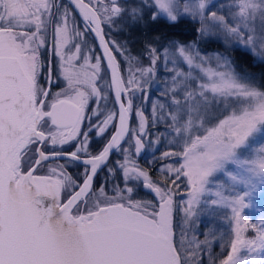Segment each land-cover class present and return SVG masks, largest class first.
Segmentation results:
<instances>
[{
	"label": "snow or ice",
	"instance_id": "6c2138e0",
	"mask_svg": "<svg viewBox=\"0 0 264 264\" xmlns=\"http://www.w3.org/2000/svg\"><path fill=\"white\" fill-rule=\"evenodd\" d=\"M214 8L210 0H0V264H264V214L257 222L246 214L264 200V143L254 147L264 141V86L219 53L177 41L147 43L143 66L111 35L130 31L147 9L152 21L198 18L201 37L222 35L264 59V0H232L227 15ZM161 60L170 100L154 101L149 117L137 100L147 102ZM150 121L171 137L160 159L178 161L161 164L155 179L136 159L166 138H150ZM111 129L90 151L92 134ZM114 153L121 158L110 166ZM70 166H82L79 178ZM141 188L154 198L134 199ZM216 209L227 210L229 232L209 228L199 239L198 211Z\"/></svg>",
	"mask_w": 264,
	"mask_h": 264
},
{
	"label": "rangeland",
	"instance_id": "374dc122",
	"mask_svg": "<svg viewBox=\"0 0 264 264\" xmlns=\"http://www.w3.org/2000/svg\"><path fill=\"white\" fill-rule=\"evenodd\" d=\"M210 3H214L216 5V8H214L212 10H216V11H219L221 14L227 15L228 6L232 3V0H210ZM221 6H223V7H221ZM183 20L195 22L197 24V27L198 28L200 27V23L198 21V18L196 20H193L191 17H185V18H183ZM149 21H151V19L149 17L148 10L146 9L144 20L141 21L138 25L132 27L130 31H129V29L125 28L124 32H122V33L112 32L111 35L114 39H116L122 43L124 41H127L128 42L127 46L129 47V45L134 42V39H135L136 35L138 34V32L140 31V29L144 28L146 26V23ZM164 21H166V20H164ZM105 30H106V33L108 35L109 34L108 27H107V29L105 28ZM122 34H124V36ZM201 39H210L212 41L218 42V45H221V46H223V45L228 46V47L233 46V47H236L240 50H245L242 45L236 44L234 42L233 43H226L222 35L211 36V37H201ZM182 44L195 45L196 46V44L192 41L184 42ZM145 45H144V47H145ZM88 46L93 48V55H95L94 54L95 48H94L93 43L90 40L89 36H88ZM144 50H145V48H143V50L141 52L142 56H140V57H142L141 65L146 66L148 64V60L146 58H143ZM42 51H44V50H42ZM199 51L202 55H205V56H214L216 53H219L221 56L226 57L230 60V58L225 53L217 51V50H214V51H201V50H199ZM131 53L133 55L137 54V56H138L137 50H131ZM249 53L252 54L251 52H249ZM253 57H255V59H257V60L264 61V59H261L258 56L253 55ZM119 59L121 60V67H122V70L124 72L125 78H127L128 65L123 61L122 57H119ZM214 65H215V61L213 60V66ZM169 67H171V65H169ZM156 71H157V75L152 80L151 87L148 90L147 102H142L140 100H137V104L143 108L146 115H148L149 117H151V108H152V103L154 101L168 102L170 100V98H165L163 96V93L166 89V86H170V75L168 72L165 71L163 60H161L159 62ZM236 72H238V71L236 70ZM239 74L242 75V73H239ZM242 76H246V75H242ZM90 107L91 108L96 107L95 103L90 101ZM108 107H109V109L113 108L111 105V102L108 103ZM133 126H135V120H133ZM158 126H161L162 129L155 131L154 127L151 125V121L149 122L148 132H149L150 138L154 139L155 137H157L161 133H164L166 138L161 141V143L158 146V150L156 148H153V147L146 148L145 156H144L148 159L147 160L148 162L153 161V160L157 162L156 168L154 170L155 174L153 175L154 179L158 176V172L156 171V169H158L161 164H169V163L177 164L178 163L176 158L164 159V160L160 159L161 153L169 147L168 140L171 139V137H167L166 126L162 122L160 124H158ZM145 143L147 144L148 141L146 140ZM262 143H264V141L258 140L257 144L254 145V147H259ZM162 145H165L166 148L162 149L161 148ZM172 147H175V145H172ZM120 158L121 157L118 154H115L114 160H117ZM47 164L54 165L55 163L49 162V163H46L45 165H47ZM220 179H222L224 182H227L226 177H221ZM183 186L184 185L182 184L181 188H183ZM212 187H213V190H215V185H213ZM179 199H180V197L177 196V201H179ZM256 208H258L260 211L257 212L256 209H253L251 211L246 210V214L251 216L253 222H257L260 218V215L264 214V204L258 203L256 205ZM226 215H228V213H227V210H225V209H216V214L214 216H210L207 212L200 210V211H198L197 217L195 218V221L193 223V230L195 233L199 234V239H201V240L204 239L203 234L206 231H208L209 228H215L217 236H219L221 233H227L230 230V226L228 225V222L225 219ZM176 220H177V224H179L180 213H177ZM177 234L179 235V227L177 228ZM192 235H193V232H189V236L191 237ZM220 243H221V241L217 240V242L213 245V248H212L213 254H219L221 252ZM205 264H207V260H205Z\"/></svg>",
	"mask_w": 264,
	"mask_h": 264
},
{
	"label": "trees",
	"instance_id": "16d2710c",
	"mask_svg": "<svg viewBox=\"0 0 264 264\" xmlns=\"http://www.w3.org/2000/svg\"><path fill=\"white\" fill-rule=\"evenodd\" d=\"M145 28L149 29L150 32L144 37L140 36L139 38H142V40L138 39V42H133L129 45L131 50H137L138 56H142L141 52L143 48H145L144 45L147 43L161 46L169 40H174L179 43L192 41L201 51L217 50L225 53L230 58L235 70H237L239 73H242V75H246V77L251 78L258 87L264 86V61L255 59L252 54L245 50H240L233 46H221L218 45V42L212 41L210 39H201L197 32L198 27L195 22L182 19L175 24H171L170 22L164 20H151L148 22ZM154 130H159L158 125L154 127ZM161 148L164 149L166 147L165 145H162ZM147 160L148 159L146 157H142L140 160H138V162L141 167L149 168L153 177L157 162L155 161V163L152 165ZM116 181L121 183L119 176L113 180V184H115ZM133 198L140 200H152L147 194H144L140 190L135 193ZM254 203L256 205L258 203L264 204V200L258 199Z\"/></svg>",
	"mask_w": 264,
	"mask_h": 264
},
{
	"label": "flooded vegetation",
	"instance_id": "af4514ba",
	"mask_svg": "<svg viewBox=\"0 0 264 264\" xmlns=\"http://www.w3.org/2000/svg\"><path fill=\"white\" fill-rule=\"evenodd\" d=\"M61 2L62 3H64V4H67V2L65 1V0H61ZM77 20H79V18H78V16H77ZM148 24V22L146 23V25ZM81 27H83V25H82V23H81ZM146 27V26H145ZM141 28L140 29V31L138 32V34L136 35V37H135V39H134V42H138L139 40H142V38H139L140 36H146L149 32H150V30L149 29H146V28ZM105 28L107 29V26H105ZM105 33H106V30H105ZM123 36H124V34H122ZM106 36H107V33H106ZM89 38H90V40L92 41V43H93V46H94V48H95V50H94V54L95 55H98L99 53H98V50H97V47H96V44H95V42H94V40H93V38H92V36L91 35H89ZM139 39V40H138ZM138 40V41H137ZM144 40V39H143ZM169 41H173V40H169ZM169 41H167L164 45H167L168 44V42ZM157 47H160V46H157ZM43 52V56H44V63L45 64H47V56H48V53H47V51H42ZM46 71H47V69L45 68V73H46ZM41 83L43 84L44 83V77H43V75L41 76ZM64 87V83H63V81L61 80L59 83H57V84H54L53 86H52V89H51V91L53 92V93H55L57 90L58 91H60L62 88ZM54 89V90H53ZM49 99H51V97H49ZM111 105H112V107H113V104L111 103ZM93 122H95V118H93ZM159 127V129H161V126H158ZM87 129V121L85 122V130ZM112 130L113 129H111V130H109L106 134H105V136L103 137V138H100V139H97L96 137H95V134L93 133L92 134V139H93V142H92V144H91V146H90V151H92L93 153H95V152H97L102 146H103V144L105 143V141L107 140V138L109 137V135L111 134V132H112ZM65 150L66 151H72L73 150V148H72V146H68V145H66L65 146ZM114 156H115V153L112 155V157H111V159H110V161H109V165L111 166V164L114 162V161H116V160H114ZM145 156V151H143V153H142V155L140 156V157H138V158H136V159H138V160H140L142 157H144ZM117 158V157H116ZM49 162H53V163H56L55 161H49ZM48 162V163H49ZM50 165H52V164H47V165H44L41 169H40V171L37 173L38 175H43V174H46L47 173V169H48V167L50 166ZM81 169H82V166H70L69 168H68V171H69V173L71 174V175H73L74 177H77V178H79V173L81 172ZM106 172V171H105ZM105 172H101L99 175H98V177L96 178V181H95V184H96V186L97 187H99V185L100 184H102V183H104V177H105ZM114 180V179H113ZM113 180H110V182L108 183V194L109 195H112L113 193H112V188H113V186L114 185H116V184H121V183H118L117 181L115 182V184H113ZM111 186V187H110ZM140 191H142L144 194H147L151 199H153V197L151 196V195H149L147 192H145L142 188L140 189Z\"/></svg>",
	"mask_w": 264,
	"mask_h": 264
},
{
	"label": "water",
	"instance_id": "95a60500",
	"mask_svg": "<svg viewBox=\"0 0 264 264\" xmlns=\"http://www.w3.org/2000/svg\"><path fill=\"white\" fill-rule=\"evenodd\" d=\"M67 3H68V0H65ZM79 18V17H78ZM91 35V34H90ZM92 36V35H91ZM92 38H93V40H94V42H95V44H96V47H97V50H98V53L99 54H101V49L99 48V43H98V41L94 38V36H92ZM105 68H106V65H105ZM112 131H114V129L112 130ZM111 134H112V132H111ZM111 134L109 135V137L111 136ZM106 142V141H105ZM143 153V152H142ZM142 153L140 154V156L142 155ZM139 156V157H140ZM143 189V188H142ZM145 192H147L149 195H151L152 197H153V195L151 194V193H149L147 190H145V189H143ZM154 198V197H153Z\"/></svg>",
	"mask_w": 264,
	"mask_h": 264
}]
</instances>
